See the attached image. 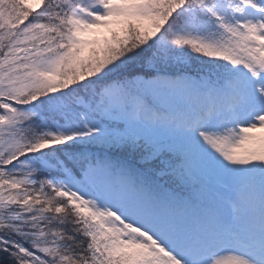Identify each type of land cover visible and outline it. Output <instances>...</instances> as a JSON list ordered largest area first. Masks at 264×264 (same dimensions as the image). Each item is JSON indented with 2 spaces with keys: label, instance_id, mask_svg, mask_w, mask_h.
Instances as JSON below:
<instances>
[{
  "label": "snow or ice",
  "instance_id": "6c2138e0",
  "mask_svg": "<svg viewBox=\"0 0 264 264\" xmlns=\"http://www.w3.org/2000/svg\"><path fill=\"white\" fill-rule=\"evenodd\" d=\"M0 264H264V0H0Z\"/></svg>",
  "mask_w": 264,
  "mask_h": 264
},
{
  "label": "rangeland",
  "instance_id": "374dc122",
  "mask_svg": "<svg viewBox=\"0 0 264 264\" xmlns=\"http://www.w3.org/2000/svg\"><path fill=\"white\" fill-rule=\"evenodd\" d=\"M101 31L103 32L104 35H107V32L106 31H104V30H101Z\"/></svg>",
  "mask_w": 264,
  "mask_h": 264
}]
</instances>
